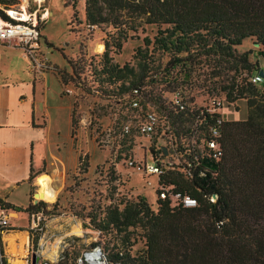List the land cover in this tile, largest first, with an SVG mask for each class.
<instances>
[{"label":"rangeland","instance_id":"obj_1","mask_svg":"<svg viewBox=\"0 0 264 264\" xmlns=\"http://www.w3.org/2000/svg\"><path fill=\"white\" fill-rule=\"evenodd\" d=\"M21 2L0 0V9L17 10ZM33 9V1L28 0L24 11L32 13ZM43 14L48 16L43 18ZM41 15L43 19L38 23L39 50L35 52L34 58L45 62L51 70L41 71L47 80L46 84H42L43 97L39 99L37 107L41 113L44 112L42 117L50 137L51 153L48 161L42 162L37 172L30 173L29 182L34 181L39 173L47 175L55 199L52 203H45L35 197L37 187L33 185L30 188L31 204H36L37 201L44 203L38 212L41 213V230L33 231L28 228L27 249L30 261L32 255L37 258L35 264H53L54 261L44 258L42 251L49 243L58 241L57 252L59 256H63L59 264H70L81 250L93 243L99 244L107 255L120 250L119 239L122 234L98 230V222L108 205L121 210L125 200L140 197L151 211H155L156 176L129 168L126 161L139 160L142 154L144 158L151 150L158 152L160 147L166 148V155H170L173 158L171 160H179V154L172 152L171 143L182 142L179 135L184 128L194 123L193 116L188 112L203 107L212 98L221 104L220 113L225 120L243 119L246 113L244 100L226 103L224 95L230 82L240 78L247 82L254 73L253 69L259 68L258 71L264 74V59L259 56L262 47L253 38H246L233 49L235 55L246 56L247 62L251 64L250 69L231 58L220 56L214 49L194 52L195 45L188 51H180L176 56L183 61L171 66L172 62L168 61L173 57V52L153 44L156 36L158 38L164 35L157 33L165 28L164 25L141 23L135 32L126 31L125 40L120 42L119 50H115L111 45L120 36L113 28L101 25L94 27L91 33L88 32L83 24V0H45L43 8L37 14L40 19ZM103 40L108 44V56L112 63L118 66L127 63L134 74L139 72L141 64V70L147 69L143 82L147 83L146 92L156 102L155 105L146 103L144 109L167 118L172 133L170 141L159 139L157 134L150 139L134 136L124 142L118 138L117 126L120 115L125 112L128 89H118L117 85L106 84L99 88L92 82L93 76H90L86 68L87 64L95 65L100 60ZM79 46L85 66L79 79H75L71 76L65 59L76 60L80 54ZM7 48L2 46L0 50ZM23 62L27 64L29 60L15 58V64L9 66V70H16L19 81L25 80ZM29 69L33 75L38 74L30 65ZM2 71L0 66V73ZM83 76L84 80L81 79ZM262 86L263 84L256 85L259 90ZM176 88L186 101L187 112L181 115H176L167 105L169 94ZM159 105L164 108L163 111L157 108ZM69 110L75 121L74 141L69 136ZM53 142H56V146H53ZM37 150L47 155V143L40 144ZM84 154L87 155V167L85 172L79 173L76 158ZM27 217L29 223L30 218ZM0 225L6 226L2 213ZM74 225L82 229L83 236L70 234ZM140 234L135 228L128 235L131 246L127 248V253L130 257L139 256L144 249ZM2 251L4 254L3 248ZM24 254L21 253L22 256Z\"/></svg>","mask_w":264,"mask_h":264},{"label":"trees","instance_id":"obj_2","mask_svg":"<svg viewBox=\"0 0 264 264\" xmlns=\"http://www.w3.org/2000/svg\"><path fill=\"white\" fill-rule=\"evenodd\" d=\"M141 23L165 26L157 32L164 35L156 36L153 44L173 52L168 61L172 62L171 66L183 61L176 56L180 51H188L195 45L194 52L214 49L220 56L250 69L246 56L235 55L233 49L246 38H253L262 47L259 56L264 59V0H83V24L88 32L101 25L113 28L120 36L111 45L115 50H119L120 42L125 40L126 31L135 32ZM102 46L100 60L86 67L93 76L92 82L99 88L103 84L127 88L124 114L128 112V96L134 88L142 91L143 106L155 105L156 99L145 89L147 83L143 79L147 69L141 70L143 64L134 74L127 63L118 66L111 62L105 40ZM79 51L74 61L63 56L75 79H79L85 66L80 46ZM258 69H253V74ZM81 79L84 80V76ZM260 84H263L261 90L249 79L230 82L224 100L226 103L244 100L246 113L243 119L236 121H227L220 115L222 123L217 139L220 152L216 159L194 149L198 143L194 133L211 124L215 115L205 113L201 106L188 112L194 123L179 135L182 142L174 141L170 146L175 147L179 161L190 163V178L184 179L174 171H166L158 177L154 190L155 211L140 197L125 200L121 210L111 205L105 208L98 230L122 234L121 252L107 255L99 244L89 246L100 248L106 264H264V79ZM180 96L184 106L180 112L173 109L176 115L187 112L186 101L182 94ZM157 108L164 110L161 105ZM69 126V136L74 141L75 121L71 112ZM76 162L79 173L85 172L87 155H78ZM30 173L31 168L28 181ZM159 187H169L172 193L189 196L195 206H170L168 199L158 198ZM43 203L31 204L29 193L25 207L0 200V211L11 210L29 216L39 212ZM135 228L141 233L144 249L139 256L130 257L128 235ZM10 230L11 227L0 225V234ZM62 260L63 256L59 263ZM0 264H5L1 244Z\"/></svg>","mask_w":264,"mask_h":264},{"label":"crops","instance_id":"obj_3","mask_svg":"<svg viewBox=\"0 0 264 264\" xmlns=\"http://www.w3.org/2000/svg\"><path fill=\"white\" fill-rule=\"evenodd\" d=\"M20 56L21 54L12 48L0 50V66L3 69L0 73V200L23 208L29 201V190L35 185L36 179L41 177L39 175L45 176L39 173L36 175L38 177L35 178V176L34 181L30 183L28 181L29 168H31V173H35L42 162L48 161L51 143L42 117L44 112L41 113L37 107L39 99L43 97L42 84H46V76L42 73L33 75L30 72L29 63L23 62L25 63L23 64L25 80L19 81L16 70H9V66L15 64V58L23 59ZM44 142L48 145L47 155L37 150ZM55 143H52L53 146H56ZM2 214L6 225L12 228L0 234L5 264H31L27 249L29 228L27 214L22 212L16 214L11 210ZM11 241L14 253L9 248ZM52 243H49L42 251L44 258L50 262L51 259L44 254ZM57 249L58 247L52 259L54 262L59 257ZM21 253L25 254L22 256Z\"/></svg>","mask_w":264,"mask_h":264},{"label":"built area","instance_id":"obj_4","mask_svg":"<svg viewBox=\"0 0 264 264\" xmlns=\"http://www.w3.org/2000/svg\"><path fill=\"white\" fill-rule=\"evenodd\" d=\"M23 1V0H21ZM25 0V6L27 5ZM35 9L32 13H27L26 20H20L18 17H13L9 14L8 10L0 9V46L14 48L20 51L23 58L29 60V65L38 74L41 71L51 70L45 62L36 60L34 54L39 50L38 44V23L43 19L37 16L39 10L44 6L45 0H32ZM134 2L138 0H132ZM15 10V9H14ZM262 78L256 73L249 77L251 84L257 85L262 83ZM179 90L175 89L169 94V106L175 109L177 112L183 110V104L181 101ZM142 91L139 89H131L126 114H122V118L119 121L117 135L122 142L131 139L134 136L150 139L154 135H158L159 139L165 138L171 140L170 125L165 116L157 115L155 112L144 109L145 106L141 104ZM221 104L214 98L208 100V103L203 106V111L209 115H215L212 117V123H204V129H200L194 133L198 143L194 145L197 153L207 154L216 159L219 156V149L217 139L219 137V130L222 123L220 118ZM172 152L175 151V147L170 146ZM165 149V151H164ZM161 150L163 153H161ZM166 148L160 147L158 152L154 154L151 150L148 155L143 154L139 160L128 159L126 165L136 171H139L146 175H155L156 180L162 176L166 171H174L181 174L184 179L190 178V163L187 160H179L171 158L170 155H166ZM144 153V152H143ZM159 199H168L170 206H181L184 208H192L195 206L194 199L187 195L172 193L169 187H159L158 194ZM3 213V211H0ZM29 229L33 231L41 230V213H32L29 215ZM61 256L53 264H59ZM40 264H50L48 262H42ZM70 264H106L102 252L98 246H88L81 250L76 258Z\"/></svg>","mask_w":264,"mask_h":264},{"label":"bare ground","instance_id":"obj_5","mask_svg":"<svg viewBox=\"0 0 264 264\" xmlns=\"http://www.w3.org/2000/svg\"><path fill=\"white\" fill-rule=\"evenodd\" d=\"M24 8H25V0L21 2L17 10L10 9L8 11H9V14L13 17H18L20 20H26L27 13L24 11ZM46 16L48 15L43 14V18H45ZM49 183H50V179L47 176H41L40 178L36 179L35 185L37 187V190L35 192V197L47 203H52L55 199V193L50 187L51 183L50 184ZM83 233L84 232L79 228L78 225H74L70 230L71 235L78 236V237L81 236ZM12 244L13 243L11 241L9 244V248L13 251L14 247ZM57 244H58V241H56L55 243H52L49 249H46L45 254L43 253L47 258H50L51 261L55 257L56 248L58 247Z\"/></svg>","mask_w":264,"mask_h":264},{"label":"water","instance_id":"obj_6","mask_svg":"<svg viewBox=\"0 0 264 264\" xmlns=\"http://www.w3.org/2000/svg\"><path fill=\"white\" fill-rule=\"evenodd\" d=\"M257 74L262 78L264 79V74L262 71H258ZM36 257L34 255L31 256V264H35L36 263Z\"/></svg>","mask_w":264,"mask_h":264}]
</instances>
